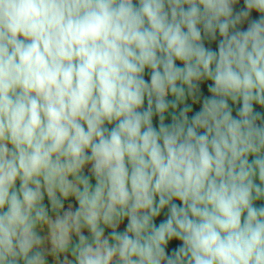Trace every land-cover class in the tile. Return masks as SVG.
Masks as SVG:
<instances>
[{"label": "clouds", "instance_id": "1", "mask_svg": "<svg viewBox=\"0 0 264 264\" xmlns=\"http://www.w3.org/2000/svg\"><path fill=\"white\" fill-rule=\"evenodd\" d=\"M0 264H264V0H0Z\"/></svg>", "mask_w": 264, "mask_h": 264}, {"label": "rangeland", "instance_id": "2", "mask_svg": "<svg viewBox=\"0 0 264 264\" xmlns=\"http://www.w3.org/2000/svg\"><path fill=\"white\" fill-rule=\"evenodd\" d=\"M73 203H75V202L73 201Z\"/></svg>", "mask_w": 264, "mask_h": 264}]
</instances>
